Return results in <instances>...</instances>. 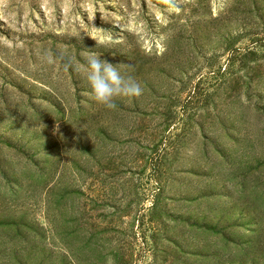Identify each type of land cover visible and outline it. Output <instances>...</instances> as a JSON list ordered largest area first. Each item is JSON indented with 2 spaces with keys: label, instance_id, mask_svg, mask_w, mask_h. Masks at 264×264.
Listing matches in <instances>:
<instances>
[{
  "label": "rangeland",
  "instance_id": "374dc122",
  "mask_svg": "<svg viewBox=\"0 0 264 264\" xmlns=\"http://www.w3.org/2000/svg\"><path fill=\"white\" fill-rule=\"evenodd\" d=\"M0 264H264V0H0Z\"/></svg>",
  "mask_w": 264,
  "mask_h": 264
},
{
  "label": "clouds",
  "instance_id": "9594fccd",
  "mask_svg": "<svg viewBox=\"0 0 264 264\" xmlns=\"http://www.w3.org/2000/svg\"><path fill=\"white\" fill-rule=\"evenodd\" d=\"M88 72L86 79L97 102L109 109H114L116 97H139L143 89L139 82L129 74H122L118 66L105 59L89 54L86 56ZM66 65V70H67ZM132 69V65H128ZM59 125L57 124V130Z\"/></svg>",
  "mask_w": 264,
  "mask_h": 264
}]
</instances>
